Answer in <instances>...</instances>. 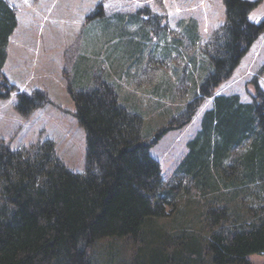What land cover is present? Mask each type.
Segmentation results:
<instances>
[{
  "label": "trees",
  "instance_id": "trees-1",
  "mask_svg": "<svg viewBox=\"0 0 264 264\" xmlns=\"http://www.w3.org/2000/svg\"><path fill=\"white\" fill-rule=\"evenodd\" d=\"M254 5L225 0L226 21L202 52L205 63L191 57L194 68L205 73L199 76L200 94L188 101L187 117L178 126L194 116L204 98L213 96V103L172 181H165L150 149L175 126L170 122L144 136L143 116L121 103L120 83L110 76L112 70L128 72L143 51L136 63L121 69L111 64L106 79L92 87L76 89L69 79L67 89L86 132L84 172L66 166L52 139L14 149L0 137V264H100L96 246L102 240L124 242L116 248L111 243L108 253L130 251L140 259L137 264H250V254L264 253V92L258 88L250 102L214 93L264 31V21L249 19ZM17 12L0 0L3 98L13 89L3 68ZM119 17L141 21L144 28V17ZM138 33L149 39L148 32ZM182 34L199 45L196 20L185 22ZM134 37L129 40L136 45ZM170 47L165 45L167 54ZM174 48L179 50V43ZM151 93L169 95L156 86ZM48 101L43 89L20 91L16 108L29 115ZM237 147L243 150L233 156ZM191 188L198 198L186 199ZM165 217L168 224L159 221Z\"/></svg>",
  "mask_w": 264,
  "mask_h": 264
},
{
  "label": "rangeland",
  "instance_id": "rangeland-1",
  "mask_svg": "<svg viewBox=\"0 0 264 264\" xmlns=\"http://www.w3.org/2000/svg\"><path fill=\"white\" fill-rule=\"evenodd\" d=\"M8 1L18 9L20 25L11 37L3 72L13 89L9 97H0V137L14 149L52 139L66 166L84 172L86 132L77 120L76 106L67 89L69 79L76 89L92 87L106 79L111 64L121 69L128 62L136 63L143 51L141 62L128 67V72L118 74L112 70L110 76L120 83L121 103L143 116L144 136L155 134L170 122L175 126L150 149L161 164L165 181H172L188 152V142L201 129L203 113L212 107L213 96L204 98L194 116L178 126L187 117L188 101L200 94L199 76L205 73L194 68L191 57L196 56L199 65L203 63L202 52L226 21L225 0ZM250 1L255 5L249 19L264 21V0ZM118 15L144 17V28L140 20L121 22ZM192 20L198 24L199 45H192L182 34L184 23ZM140 31L141 35L148 32L149 39H142ZM132 35L136 45L129 40ZM137 39L143 47L137 45ZM178 43L179 50H175ZM165 45L172 46L168 54ZM155 86L158 92L164 90L169 95H153L151 89ZM258 88L264 92V31L214 93L238 94L242 101L250 102ZM35 89L45 90L49 101L29 115L20 113L16 108L18 92ZM241 149H234L233 156ZM198 195V190L191 188L186 199ZM159 221L168 224L169 217ZM111 243L114 247L124 246L121 240L98 242L96 255L100 264L139 263L130 251L108 253ZM248 259L250 264H264V253L250 254Z\"/></svg>",
  "mask_w": 264,
  "mask_h": 264
},
{
  "label": "crops",
  "instance_id": "crops-1",
  "mask_svg": "<svg viewBox=\"0 0 264 264\" xmlns=\"http://www.w3.org/2000/svg\"><path fill=\"white\" fill-rule=\"evenodd\" d=\"M9 2H10V1H9ZM10 4H12V3L10 2ZM12 5H14V4H12ZM18 14H19V12H17L18 25H17L15 31L18 29V27H19V25H20V21H19L20 18H18ZM15 31H14V32H15ZM14 32H13V33H14ZM12 35H13V34H12ZM12 35H11V37H12ZM11 37H10V42H11ZM9 45H10V44H9ZM8 52H9V48H8ZM8 56H9V54H8ZM7 63H8V58H7V61H6L5 65H4V68L6 67ZM4 68H3V69H4Z\"/></svg>",
  "mask_w": 264,
  "mask_h": 264
}]
</instances>
